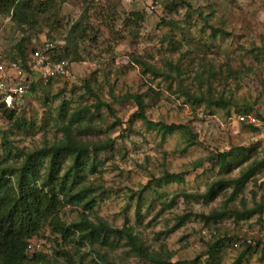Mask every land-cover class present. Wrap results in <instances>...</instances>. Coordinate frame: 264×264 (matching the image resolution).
<instances>
[{
  "label": "rangeland",
  "instance_id": "obj_1",
  "mask_svg": "<svg viewBox=\"0 0 264 264\" xmlns=\"http://www.w3.org/2000/svg\"><path fill=\"white\" fill-rule=\"evenodd\" d=\"M151 5L155 8L150 9ZM91 7L90 23L101 28L99 41L77 43L78 55L72 52L67 58L68 73L47 85L32 68L34 82L16 104L19 123L15 126L11 127L14 122L0 110V159L6 156L4 134L13 132L8 134L11 143L7 144L14 155L18 149L41 148L62 137L58 119L62 106L69 115L78 106L89 105L94 124L86 134L77 135L85 142L108 138L116 142L113 149L96 155L103 164L86 181L97 196L96 215L91 220L101 218L118 229L128 221L151 255L172 263L205 264L207 244L216 237H228L231 241L215 264H234L242 252V264H264V212L239 221L229 216L214 224L201 218L214 210L242 213L264 200V167L231 201L232 187L228 186L214 199L203 197L209 180L221 178L218 167L204 163L192 168L198 159L236 147L253 148L254 159L264 160V131L237 120L238 114L247 113L264 121V0H95ZM101 8L107 16H118V20H108L113 31L100 24ZM134 12H141L143 21L123 25L121 20ZM59 13L61 24L47 26L41 18L35 28L27 29L28 56L50 40L58 43L64 39L63 46H72L65 39L67 28L82 15V5L67 0ZM22 37L13 21L0 15V52L9 60L16 57L12 55L17 54L15 45ZM148 67L167 75L157 77ZM180 88L198 96L210 88L213 95L231 100V107L191 104ZM131 95L143 98L149 121L181 127L162 136L143 119L132 122L137 106L133 100H124ZM185 127L195 135L191 144ZM240 170L224 177H237ZM165 172L183 173L184 180L161 182ZM139 196L142 207L137 210ZM164 200L172 203L158 214ZM80 211L66 206L63 220H77ZM181 216L187 219L176 227ZM55 236L46 226L29 240L27 253L35 254L29 247L35 238L49 246ZM119 242L114 250H98V246L78 249L71 244L68 249L80 264H154L124 246L126 239Z\"/></svg>",
  "mask_w": 264,
  "mask_h": 264
},
{
  "label": "trees",
  "instance_id": "obj_2",
  "mask_svg": "<svg viewBox=\"0 0 264 264\" xmlns=\"http://www.w3.org/2000/svg\"><path fill=\"white\" fill-rule=\"evenodd\" d=\"M75 1L82 5V15L77 20L70 22L65 38L68 39L69 45H72L73 48L68 44L63 46L64 39L58 43L49 39L54 46L49 50L54 62H67V58L72 52L78 55L77 46H74L77 43L80 44V41L86 39L89 43L94 44L100 39L101 28L91 24L89 18L90 10H92L91 2L95 0ZM66 2L67 0H0V15L9 17L23 34L21 40L15 45L17 54L12 55V57L16 55L13 57V61H20L29 73L32 70L29 64L31 55L26 54L27 38L25 34L27 29L35 28L41 18L44 19L43 23L47 26H53L56 23L61 24L58 21L59 11ZM217 8H211V10L216 11ZM98 14L101 16L100 19L97 17L101 21L100 24L113 31L108 20H118V16L114 13L107 16L108 14L102 8L99 9ZM199 15H203V13H199ZM143 19L141 12L131 13L123 21L119 18L125 26L132 21L138 25ZM167 24L170 25L171 23L168 22ZM215 31L222 33L221 30ZM117 37H115L116 42H120V38ZM169 66L174 69L172 64ZM148 70L157 77L167 75L152 67H148ZM63 75L65 74L60 76ZM85 85L87 91L91 92L90 84L86 82ZM179 92L185 95L191 104L203 102L209 108L214 106L225 110H229L232 104L231 100L222 95H213L210 88H207L206 93L200 96L190 93L184 88H180ZM124 100H133L137 106V111L131 117L132 122L143 119L148 126L156 129L162 136L171 134L181 127L176 124L168 125L149 121L145 115L146 104L140 95L125 96ZM100 104H96L95 108H98ZM88 107L80 105L68 115L62 106L60 116H58L62 122H60L59 129L62 137L53 143H46L41 148L29 151L25 148L18 149L16 151L18 153L14 155L11 151V145L8 146L11 143L8 134L13 132L12 130L9 133L4 132L6 133L4 134L6 145L3 149L6 151V156L0 159V264H80L74 258L75 254L73 253L74 256L71 254L68 245L71 244L78 249L82 246L95 249V246H98V250H114L120 246L119 241L122 239H126L127 242L124 246L130 248L131 252L146 262L179 264V262L172 263L151 255L128 221L121 229H118L110 226L101 218L96 217L97 221L91 220V215H96L94 210L97 204V196L94 194L95 189L88 186L86 181L89 174L97 173L99 166L103 164L102 161L96 159V155L113 149L116 142L111 138L98 142H85L80 139L77 133L86 134L87 130L92 128L94 124V115ZM0 110L8 120L14 122L11 127L19 123L17 121L19 117L16 111V102L13 108L6 106L4 102H0ZM185 130L191 137L189 144L193 143L194 140L191 141V139L195 138V135L189 128L185 127ZM254 154L253 148L236 147L227 152H217L194 161L192 163L193 169L201 168L204 163H210L213 167H218L221 176V178L217 176L214 177V180H209L203 197L214 199L228 186V188L232 187L229 200L236 199L243 192L246 183L255 177L257 172H263L261 167H264V160L254 159ZM12 160H14L13 164L11 163ZM245 163L248 165L244 167ZM238 168H241L239 176L224 177L225 174ZM164 175L161 178V182L164 183L184 180L183 173L165 172ZM159 186L161 183H158L157 187ZM181 193L185 198L190 197L186 192ZM173 198L175 199V196ZM141 202L142 196H139L137 210L141 209ZM164 202L158 214L165 209L169 202L172 203L167 200ZM66 206L81 210L77 220L70 222L63 220L62 211ZM263 212L264 200L262 199L260 202H256L253 208L242 213L235 212L234 215H229L226 211L214 210L209 215H201V218L207 223L214 224L229 216H234L239 221L248 219L254 214L262 215ZM186 219V216L179 217L176 227L183 225ZM46 226H49L56 234L55 240L50 241L54 244L51 245L49 253L37 251L35 254L29 255L27 253L29 240L39 236ZM229 241L231 239L228 237H216L213 242L207 244L205 264H215L219 254ZM98 250L94 251L101 257ZM244 257L245 253L242 252L234 264H242Z\"/></svg>",
  "mask_w": 264,
  "mask_h": 264
},
{
  "label": "built area",
  "instance_id": "obj_3",
  "mask_svg": "<svg viewBox=\"0 0 264 264\" xmlns=\"http://www.w3.org/2000/svg\"><path fill=\"white\" fill-rule=\"evenodd\" d=\"M154 8L153 5L150 6V9ZM53 47V43L49 41L40 49L33 50L29 61L31 70L33 68L38 71L39 80L45 85L61 74L68 73L66 69L68 62L53 61L49 53V50ZM33 77V74L23 68L18 61L9 60L0 52V98L1 102H4L6 106L13 108L15 102L17 104L20 98L27 92L28 86L34 82ZM237 120L240 123H245L264 131V121L251 114H238ZM35 239L37 241L29 245L31 250L35 252L50 251V242L48 246V243L43 239Z\"/></svg>",
  "mask_w": 264,
  "mask_h": 264
},
{
  "label": "clouds",
  "instance_id": "obj_4",
  "mask_svg": "<svg viewBox=\"0 0 264 264\" xmlns=\"http://www.w3.org/2000/svg\"><path fill=\"white\" fill-rule=\"evenodd\" d=\"M49 42V41H48ZM69 64V63H68ZM69 67V66H68Z\"/></svg>",
  "mask_w": 264,
  "mask_h": 264
}]
</instances>
